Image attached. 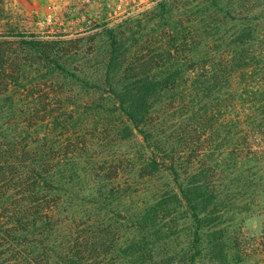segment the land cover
Wrapping results in <instances>:
<instances>
[{"label": "trees", "instance_id": "1", "mask_svg": "<svg viewBox=\"0 0 264 264\" xmlns=\"http://www.w3.org/2000/svg\"><path fill=\"white\" fill-rule=\"evenodd\" d=\"M251 3L159 0L93 75L85 38L0 35V264H264V88L225 92L264 54Z\"/></svg>", "mask_w": 264, "mask_h": 264}, {"label": "rangeland", "instance_id": "2", "mask_svg": "<svg viewBox=\"0 0 264 264\" xmlns=\"http://www.w3.org/2000/svg\"><path fill=\"white\" fill-rule=\"evenodd\" d=\"M157 1L159 0H0V35H64L85 38L74 61L79 65V71L93 75L95 72L91 70L100 61L99 56L108 43L106 31L122 25L127 17L142 19L144 11L150 10ZM251 9L247 14L255 19V23L262 25L259 28L264 39V0H252ZM262 55L255 58L257 64L253 68L230 80L225 88L227 94L234 93L237 89L240 91L241 88L251 94L254 93L253 90L264 88V54ZM86 65L94 67L91 66L88 70ZM36 69L34 67L31 71H37ZM100 72L99 69L98 73ZM235 105L240 112L247 107L246 104L241 105L238 102ZM94 148L100 150L97 145ZM80 195L85 199L90 198L88 191ZM78 203L77 199L73 200L75 208ZM238 217L244 230L251 234L259 233L263 218L258 211L243 212Z\"/></svg>", "mask_w": 264, "mask_h": 264}]
</instances>
